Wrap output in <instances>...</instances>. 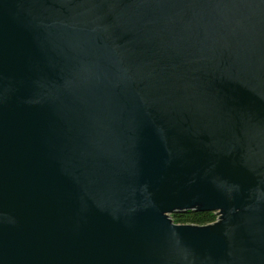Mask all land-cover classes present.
I'll return each mask as SVG.
<instances>
[{"label": "water", "instance_id": "water-1", "mask_svg": "<svg viewBox=\"0 0 264 264\" xmlns=\"http://www.w3.org/2000/svg\"><path fill=\"white\" fill-rule=\"evenodd\" d=\"M0 264H264V0H0Z\"/></svg>", "mask_w": 264, "mask_h": 264}, {"label": "trees", "instance_id": "trees-1", "mask_svg": "<svg viewBox=\"0 0 264 264\" xmlns=\"http://www.w3.org/2000/svg\"><path fill=\"white\" fill-rule=\"evenodd\" d=\"M175 224L206 226L217 221L218 216L210 212H186L177 213L172 217Z\"/></svg>", "mask_w": 264, "mask_h": 264}, {"label": "rangeland", "instance_id": "rangeland-1", "mask_svg": "<svg viewBox=\"0 0 264 264\" xmlns=\"http://www.w3.org/2000/svg\"><path fill=\"white\" fill-rule=\"evenodd\" d=\"M173 217V215H171V218Z\"/></svg>", "mask_w": 264, "mask_h": 264}]
</instances>
